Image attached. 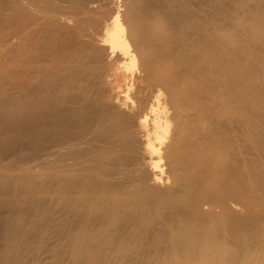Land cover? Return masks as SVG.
<instances>
[{"label": "bare ground", "instance_id": "6f19581e", "mask_svg": "<svg viewBox=\"0 0 264 264\" xmlns=\"http://www.w3.org/2000/svg\"><path fill=\"white\" fill-rule=\"evenodd\" d=\"M119 3L0 0V155L53 146L0 172V264H41L49 197L68 264H264V0Z\"/></svg>", "mask_w": 264, "mask_h": 264}, {"label": "rangeland", "instance_id": "374dc122", "mask_svg": "<svg viewBox=\"0 0 264 264\" xmlns=\"http://www.w3.org/2000/svg\"><path fill=\"white\" fill-rule=\"evenodd\" d=\"M119 1V4L124 6V0ZM7 34L8 29L0 28V94L3 96L5 95L4 92L6 89V82L3 79V74L7 62L6 52L9 47L7 46V42H3L2 39ZM51 147L53 146H47V151L43 152V154L51 153L53 150ZM18 148L19 150L16 153L5 156L0 155V172L13 171V173H11V175H13L16 170H19V168H26L32 164H42V158L44 156H42L43 154L41 153L43 150H35L22 145H19ZM50 159L51 161L49 164L41 165L40 168H37V171L33 172V176H38L32 181L35 190L38 183L48 181L50 177L60 174V172L65 169L71 171L74 170V172L78 174H85V170L87 169V164L85 163L86 156H51ZM47 188L51 191L53 189L51 186H48ZM47 195L51 196L52 194ZM41 197L46 196H43L42 194ZM27 207L24 209L23 214L27 217L35 218L37 220L38 230L43 231L42 238H31L33 248L30 252L35 254V257L40 260L41 264H68V259L66 257L54 254L51 251V247H57V245L60 244V236L54 230V228L59 226V221L57 211L50 197L37 205L30 204ZM13 210L12 207L4 206L0 202V220L3 217H8L17 212V210L14 212ZM50 216L52 218L51 226L45 227V220Z\"/></svg>", "mask_w": 264, "mask_h": 264}]
</instances>
